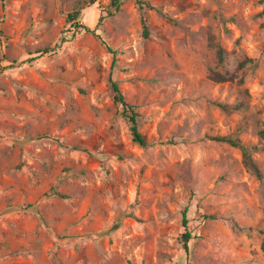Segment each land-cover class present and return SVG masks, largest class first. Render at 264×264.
I'll list each match as a JSON object with an SVG mask.
<instances>
[{
	"label": "rangeland",
	"instance_id": "1",
	"mask_svg": "<svg viewBox=\"0 0 264 264\" xmlns=\"http://www.w3.org/2000/svg\"><path fill=\"white\" fill-rule=\"evenodd\" d=\"M139 1L0 0V264H264V0Z\"/></svg>",
	"mask_w": 264,
	"mask_h": 264
},
{
	"label": "trees",
	"instance_id": "2",
	"mask_svg": "<svg viewBox=\"0 0 264 264\" xmlns=\"http://www.w3.org/2000/svg\"><path fill=\"white\" fill-rule=\"evenodd\" d=\"M94 1L95 0H89L90 3H93ZM122 1L123 0H109L108 4L106 6H104V7L101 6L100 7V14L97 18V22H96V25L94 28H90L89 26H87V25H85L79 21V16H80V10L79 9H75L72 12H68L66 18H67V21H69L70 26H69V28L65 29L62 32L61 37L58 41V44L66 41V40L71 39L75 35V33L81 32L82 30L91 33L92 35H94L97 38H100V34L98 32V26L101 24V22L103 21V19L105 17L113 16L114 14H116L119 11L120 5L122 4ZM136 2L139 3V5L141 7L142 2H140L139 0H136ZM146 7L152 8V6L150 4H146ZM262 13L264 14V5H263ZM141 23H142V27H143V35L147 36L148 35V25H147V20L144 16H141ZM210 44L216 50L217 60L219 62H221L223 60V49L217 43H215L212 38L210 39ZM107 49L112 55L110 70H109V73L107 76V83H108L109 89L111 90V93H112L111 94L112 101L116 105L119 106V110H118L119 114L127 122L129 133L131 135L132 141L135 142L136 144L140 145L141 147H146V146H148V142L145 139L144 135L140 132L139 123H138L139 114L135 110V105H133L132 103H129L125 100L123 94L120 91L117 80L115 78H113V76H112V71H113L114 67L116 66V51L113 50L112 48H110L108 45H107ZM41 52L42 53L47 52V48H43L42 50H40V53ZM34 59H35V57H31V58H27L26 60H23L22 62L31 63ZM242 64L243 63H240V66ZM4 67H13V64H8L7 66H4ZM210 78L212 80L218 81V82H221V81H224L227 79V77L224 74H222L219 71H215V70H211ZM221 107L223 109L228 110V107L225 105H221ZM208 137L213 139V140L221 141V142H227L233 146H237V147L241 148L243 165L256 178H258V179L262 178V173L259 170L257 164L252 160L250 153L242 145H240L235 138L227 137V136H221V135H209ZM55 194L58 196H62V194H60L58 192H55ZM186 211H187L186 208H184L182 210V226L184 229H183L181 236H182L183 246L187 250V248H188L187 243H188L189 239L192 238L193 234L187 225L188 219L186 217ZM263 234H264V232H263ZM261 248L264 251V235H263V239L261 242Z\"/></svg>",
	"mask_w": 264,
	"mask_h": 264
}]
</instances>
